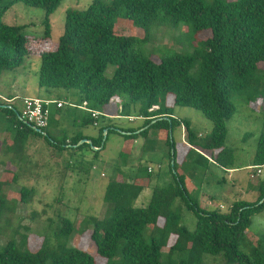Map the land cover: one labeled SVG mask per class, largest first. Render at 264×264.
Wrapping results in <instances>:
<instances>
[{"label":"trees","instance_id":"1","mask_svg":"<svg viewBox=\"0 0 264 264\" xmlns=\"http://www.w3.org/2000/svg\"><path fill=\"white\" fill-rule=\"evenodd\" d=\"M18 2L46 11V30L41 42L52 47L50 15L62 0H0V19ZM119 19L144 29L145 37L116 34ZM180 23L190 24L194 36L210 32L194 54H173L155 62L133 50L137 43L150 41L153 27ZM26 28L0 20V80L4 72L15 71L30 59ZM37 55L40 88L76 91L80 102L87 101L100 112L120 93H125L129 102L123 105L122 113L128 107L138 106L139 116L145 120L137 130L100 125L98 137L76 135L67 142V136L53 138L49 128L46 135L36 132L21 120L20 111L0 103V115L11 125L12 135L10 144L3 145L0 152V166L9 172L5 179H0V220L14 212L6 208L2 190L18 182V165L26 159L29 140L44 139L60 152L93 148L98 153L105 149L110 132H119L126 140L143 136L147 141L151 130L164 131L174 153L171 155L174 165L170 168L173 182L156 186L146 207H135L134 203L151 185L152 173L147 169L143 181H138V174L131 182L111 180L104 196V218H90L81 230L84 233L91 226L94 253L69 246L75 225L63 219L61 228L54 232L36 235L26 228L28 233L19 240H7L0 250V264H98L97 257L106 260L105 264H209V260L219 259H206V255L222 256L223 264H264V249L260 245L251 247L249 252L241 250L253 217L264 211V202L261 203L264 181L254 201H235L226 213L219 208L204 209L186 187V177L177 166L176 144L172 142L174 131L184 128L189 156L195 155L199 162L207 164L212 159L232 169L233 164L226 159L232 150L226 147V142L228 122L237 110L233 96L245 94L248 103L260 102L264 119V89L255 80L258 64L264 63V0H94L84 10L67 11L57 49L43 50ZM196 62L199 69L192 73ZM109 65L116 66L110 78L105 74ZM171 102L173 106L202 112L213 124L211 135L203 138L193 130L190 121L174 117ZM155 106L159 108L152 110ZM93 122L88 114L83 126H93ZM253 136L246 133L244 142ZM83 140L91 141L92 146L79 145ZM95 147L99 150H94ZM251 166L264 167V130L256 142ZM34 193V188L23 187L20 201L29 203ZM185 210L196 217L193 231L184 225ZM148 227H151L150 241L145 236ZM33 236L41 239L36 248L31 247ZM261 241L264 235L258 242Z\"/></svg>","mask_w":264,"mask_h":264},{"label":"rangeland","instance_id":"2","mask_svg":"<svg viewBox=\"0 0 264 264\" xmlns=\"http://www.w3.org/2000/svg\"><path fill=\"white\" fill-rule=\"evenodd\" d=\"M92 1L94 0H62L58 9L50 15L49 44L52 47L41 42L46 30L44 25L46 11L44 9L30 7L23 2H18L4 14L0 19L2 23L27 27L25 32L30 38L28 48L32 55L17 70L5 72L4 75L7 76H4L0 81L2 94L7 95L11 92L15 78L20 91L27 86L28 92L14 91L12 94L34 95V90L39 84L40 59L39 57L36 59L37 53L43 50L57 49L59 39L64 33L67 11L84 10ZM130 25L132 24L128 20L119 19L116 24V34L134 36L138 39L145 37L144 29ZM209 36L210 32L194 36L191 25L187 23H180L178 26L160 25L151 29L148 43H137L133 50L142 52L155 62H159L173 54H194L199 48L201 40ZM197 62L192 73H196L199 69ZM115 70L116 66L109 65L105 73L106 76L112 77ZM255 80L257 85L264 89V63L258 64ZM232 100L237 110L228 122L229 133L226 147L232 151L226 159L233 164L234 173L230 174L214 165L208 168L201 161L199 162L195 155L189 156V153L184 165L180 163V160L177 162L178 170L183 167L187 172L186 176H189L188 179L194 183L196 190L192 191L190 195L198 200L200 198L203 206L208 203V196H215L221 200L219 202L224 204L225 207L221 209L224 213L228 212L229 206L235 201L256 200L259 196V188L264 181V172L260 176L251 178L250 174L256 170H250L247 167L252 164L256 142L264 130L263 107L260 102L248 103L245 94H236ZM128 102L129 96L120 93L112 103L107 105L108 107L106 106L108 109L106 107L103 109V112H110L111 110L110 113L114 112L119 116L114 119L103 118L100 122L101 126L113 125L124 130H137L144 123L139 116L138 106L128 107L124 113L122 111L118 113L119 106L122 105L123 107ZM16 105H20V101H17ZM171 105L173 106V103ZM173 108L176 118L190 121L193 130L202 135L203 138L211 135L213 124L202 112L180 106H173ZM18 109L22 112L23 106L18 107ZM130 119H133L134 122ZM77 125L71 128L73 132L81 130L86 135L98 137L99 128L82 127L79 122ZM10 129L11 125L4 115H0V132L6 133L0 134V138L5 137L6 140H9L12 136L11 132L9 133ZM246 133H252L254 136L244 142L243 138ZM172 137V142H175L176 151H178L182 144V129H176ZM135 140V144L127 145V140L122 134L110 132L105 149L98 153L94 152L93 148L82 150L69 148L60 152L44 139L34 142L32 151H25L24 155H27V158L18 165L20 168L18 182L2 190L6 208L8 210L14 209V212H10L7 217L0 220V250L7 240L16 238L19 240L22 234L28 233L26 228H29V231L36 235H44L48 230L54 232L61 228L62 220L69 219L75 225L74 233L68 240L69 246L94 253L95 245L90 238L91 226H88L84 233L81 230L82 228L85 229L86 226L83 227V225L90 218L100 220L104 218L106 212L104 196L111 180L119 178L120 181L131 182L138 174V181H143L147 178V169H153V183L159 180V184L157 185L155 182L152 186L145 188L134 203L135 207H146L156 186L163 187L169 182H173L170 168L172 165L171 155L174 153L166 141V135L160 130H151L147 141L143 136ZM9 162H12V157ZM160 165L161 169L158 168ZM10 167L15 169V166L11 165ZM4 169L0 166V179H5L4 176L9 173L4 172ZM120 171L122 174L117 176ZM205 174H207V178L204 177ZM7 178L10 179L11 177L8 176ZM23 187L34 188L35 190L29 203L20 201L19 192ZM183 216L184 225L193 231L196 226L195 215L185 210ZM150 229L151 227H148L145 235L148 241H150ZM263 235L264 211L253 217V224L248 231L247 238L243 241L241 250L249 252L251 247L258 245L264 249V241L258 242ZM39 245H41V239L37 236L31 237V247L36 248ZM205 258H219L214 261L209 260L208 263L223 264L222 256L206 255ZM96 261L98 264L106 263V260L100 257H97Z\"/></svg>","mask_w":264,"mask_h":264},{"label":"crops","instance_id":"3","mask_svg":"<svg viewBox=\"0 0 264 264\" xmlns=\"http://www.w3.org/2000/svg\"><path fill=\"white\" fill-rule=\"evenodd\" d=\"M38 57L39 56H36V59ZM4 74H6V73L5 72L3 73L2 77H1V80L4 78V76H7V75H4ZM16 84H17V80L14 78L13 79V85L11 86V90H10L11 92H9L7 95H4V94H2V92H0V103H3V104L6 105L7 104L6 101L11 100L12 102L10 104L14 108L19 110L18 107H20V106L22 107L23 106V100L25 98H39V99H42V100L51 101L53 103L50 106V127H49V133H50V135L53 138L62 139L65 136H67L68 137L67 142H70L71 138L73 136H76V135L89 136V135H86L81 130L78 131V132H73L72 129H71L72 127H75V125H77L78 122L81 124L82 127H84L83 126L84 118L88 115L87 111H85L82 108L83 103L79 101V97L77 96L78 94H77L76 91L68 92V91H65V90H62V89L46 90V89L40 88L39 84H38V87H36V90H34V95L20 96L19 94L14 95L12 93H14V91H16V92H28V87L25 86L26 88L23 87L22 91H20V89L17 87ZM56 90H59V91H56ZM57 92L62 94V96H59L60 94L57 93ZM17 101H20V105H18V106L16 105ZM58 102H63L65 104V106L63 108H58L57 107V103ZM120 111H122V105L119 106V112L118 113H120ZM110 112H111V110H110ZM110 112H106V111L103 112L102 111L99 123L102 121L103 118L114 119L115 117L119 116L118 114H115L114 112L113 113H110ZM174 117H176L175 113H174ZM141 119L143 121L145 120L142 117H141ZM179 119H181V118H179ZM132 122H134V121H132ZM141 126H139V127H141ZM181 129H182V144L179 146V150L177 151V160H178L177 162H179V160H180V163L182 165H184L185 159H186L187 154H188L189 149H190V146H189V144L187 142V135H186L185 129L184 128H181ZM162 133L166 135V141H167V133L164 132V131H162ZM0 134L2 135V134H6V133L0 132ZM149 134H150V132H149ZM200 136L202 137V135H200ZM11 140H12V137L9 140H6L5 137L2 138V139L0 138V152H1L2 148H3V145L10 144ZM37 140H39V139H37ZM37 140H34V141L29 140L25 151L31 152L32 149H33V145L35 144L34 142H36ZM135 141L136 140H127L126 144L127 145L135 144ZM26 158H27V155H26ZM201 162H202V164L204 166H206L208 168H211V165H214V166L220 167L223 171L229 172L230 174L234 173V170H235V168H233V167H232V169L231 168L230 169L229 168H224L223 166L218 165L212 159H210V162L208 164L206 162H204V161H201ZM252 162H253V158H252ZM251 165H248L247 167L250 169V168H252ZM181 168H180L179 172L182 175H185V177H186L185 178V184H186V187H187L189 193L191 194L192 191L196 190V189H194V185H193L194 183L191 182L188 179L189 176L188 177L186 176L187 172L183 169V167H181ZM263 172L264 171H263V167H262V174H263ZM120 173L122 174V171H120L117 174V176H120L121 175ZM253 173L255 174L256 172H253ZM253 173L250 174L251 178H252V174ZM204 177L207 178V174H205ZM118 179H117V181H120ZM153 181L151 183V186L156 182L155 181L153 183ZM223 181H225L224 178H223ZM219 183H220V181H219ZM156 184L157 185L159 184V180H157ZM198 201H199L201 207L204 208V209H213V208H219L220 209V206H223V208L225 207L222 202H219L221 200H219L218 198H216L215 196H212V195L208 196V203H206L205 206H203L201 204L200 198H199Z\"/></svg>","mask_w":264,"mask_h":264},{"label":"built area","instance_id":"4","mask_svg":"<svg viewBox=\"0 0 264 264\" xmlns=\"http://www.w3.org/2000/svg\"><path fill=\"white\" fill-rule=\"evenodd\" d=\"M6 106L11 109L13 106L10 104L12 101H6ZM53 102L42 100L39 98H25L23 100V110L21 112V120L25 121L27 124H30L36 129H39L42 134L46 135V131L50 126V106ZM65 104L63 102H58L57 107L63 108ZM82 108L87 111V113L93 119V126L99 128V120L101 118V112L98 110L92 109L88 102H83ZM159 107L155 106L152 110H157ZM133 121V119H130ZM94 150H99V148H94ZM161 169V165L158 167ZM250 170H256V173L252 174V178L255 176H260L262 174V167L250 168ZM148 173H153L152 168H148ZM220 209H223V206H220Z\"/></svg>","mask_w":264,"mask_h":264},{"label":"water","instance_id":"5","mask_svg":"<svg viewBox=\"0 0 264 264\" xmlns=\"http://www.w3.org/2000/svg\"><path fill=\"white\" fill-rule=\"evenodd\" d=\"M35 131L38 132V133H41V131L39 129H36L35 128ZM107 133H108V131L106 130L105 131V134H107ZM84 143H88V144H90L92 146V142L91 141H88V140L81 141L79 145H82ZM172 165H174V161L172 162ZM263 202H264V199L261 201V203H263Z\"/></svg>","mask_w":264,"mask_h":264}]
</instances>
